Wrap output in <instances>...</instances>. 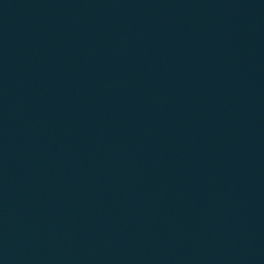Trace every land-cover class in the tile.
Returning <instances> with one entry per match:
<instances>
[{"label": "water", "instance_id": "1", "mask_svg": "<svg viewBox=\"0 0 264 264\" xmlns=\"http://www.w3.org/2000/svg\"><path fill=\"white\" fill-rule=\"evenodd\" d=\"M0 264H264V0H0Z\"/></svg>", "mask_w": 264, "mask_h": 264}]
</instances>
